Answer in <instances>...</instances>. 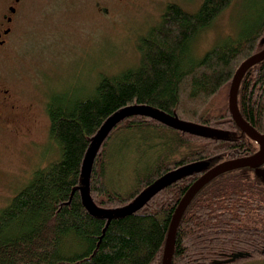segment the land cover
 Returning <instances> with one entry per match:
<instances>
[{
  "label": "trees",
  "instance_id": "trees-1",
  "mask_svg": "<svg viewBox=\"0 0 264 264\" xmlns=\"http://www.w3.org/2000/svg\"><path fill=\"white\" fill-rule=\"evenodd\" d=\"M231 2L204 0L197 12L168 3L161 20L140 38L139 64L118 73L98 72L87 93L51 94L46 103L49 134L59 155L37 168L0 209V264H162L175 209L204 170L167 185L133 213L108 216L92 214L83 204V162L106 120L131 105H149L231 136L241 133L229 109V88L241 62L264 47V1L253 24L245 22L236 38L219 42L200 59L193 57L190 45ZM238 106L263 133L264 59L242 78ZM248 144L197 135L145 115L126 116L96 152L90 194L99 207H123L168 171L194 161H208L211 167L252 152ZM127 158L136 163L125 164ZM116 169L121 170L116 174ZM115 174L123 175L121 182L112 179ZM263 185L264 178L240 168L204 185L180 220L171 264H216L236 252L251 254L227 264L261 258L264 213L256 211L264 210ZM236 202L243 206L238 213ZM247 202L254 203L250 214L243 209ZM249 215L258 217L256 225L263 229L252 227Z\"/></svg>",
  "mask_w": 264,
  "mask_h": 264
},
{
  "label": "rangeland",
  "instance_id": "rangeland-1",
  "mask_svg": "<svg viewBox=\"0 0 264 264\" xmlns=\"http://www.w3.org/2000/svg\"><path fill=\"white\" fill-rule=\"evenodd\" d=\"M203 1L125 0L109 16L95 12L92 0L21 1L13 30L0 51L2 78L22 109L16 122L0 124V209L30 182L37 168L59 155L49 134L46 103L51 94L87 93L98 72L118 73L139 64L140 38L161 20L168 3L197 12ZM263 1L232 0L191 40L193 57L200 59L219 42L239 36L245 22L253 24ZM119 142L115 141V148ZM132 161L127 158L125 164ZM116 174L112 179L121 182L123 175ZM238 264H264V259Z\"/></svg>",
  "mask_w": 264,
  "mask_h": 264
},
{
  "label": "water",
  "instance_id": "water-1",
  "mask_svg": "<svg viewBox=\"0 0 264 264\" xmlns=\"http://www.w3.org/2000/svg\"><path fill=\"white\" fill-rule=\"evenodd\" d=\"M263 59L264 48L243 60L233 75L229 90V109L232 114V117L244 132H246L252 138L260 142L261 148L259 151L250 156L221 161L208 169V161H194L188 164L180 165L168 171L164 175L160 176L157 180L150 184L137 197H135L125 206L115 209L102 208L95 203L90 194L88 177L93 165L96 152L101 142L109 134L111 129L126 116H130L133 114L145 115L158 119L159 121L174 128L185 130L197 135L228 138V131L183 120L178 118L177 116H173L161 109L149 105H131L122 108L121 110L117 111L114 115L109 117L103 124V126L100 128L98 133L93 138L92 144L89 147L83 162L82 173L84 178L83 185H81L80 188L82 191L83 204L88 209V211L92 214H103L108 216H112L115 214L124 215L128 213H133L140 209L143 205H145L152 198V196H154L158 191H160L167 185L175 182L176 180L184 176L191 175L193 172H200L201 170L206 169L187 189L180 202L178 203L175 212L172 216L165 240L164 253L162 257V264H171L177 228L186 208L188 207L192 199L195 197V195L198 193V191L213 178L225 171L246 165L258 167L261 163L264 162V134L256 130L244 119L238 106V91L240 82L244 74L251 66L262 61ZM257 172L264 177V168L258 167ZM245 254V252H236L228 258L215 260V263L222 264L232 262L235 261L237 258L244 257Z\"/></svg>",
  "mask_w": 264,
  "mask_h": 264
},
{
  "label": "flooded vegetation",
  "instance_id": "flooded-vegetation-1",
  "mask_svg": "<svg viewBox=\"0 0 264 264\" xmlns=\"http://www.w3.org/2000/svg\"><path fill=\"white\" fill-rule=\"evenodd\" d=\"M21 1L22 0H4L3 2L4 9H3V12L0 13V17H1L0 19V51L3 45L7 42L5 37L7 36L8 33H10L13 30L14 20L20 9ZM124 1L125 0H92V8L95 9V12L99 13L100 15L109 16L113 14L114 8L118 7ZM2 77L3 75L0 72V124L5 125V124H8L9 122L10 123L16 122L17 117L19 116L18 113L22 112V109L19 105L17 98L15 97L13 90L11 89V87L7 85V83L3 80ZM229 134H228V139H231V140L237 139V140L247 141L249 143L247 147L250 150L253 148L252 152H248L245 155L237 156L231 159L244 157V156H250L256 153L257 151H259L261 148L260 142L252 138L251 136H249L242 129H241V133H234V135L232 136ZM258 167L264 168V162L261 163ZM258 167H254L252 165H246V166H242L238 168H240L242 172H244L247 175L258 176L259 178L263 179L264 177L257 172ZM261 188H264V185L261 186ZM236 204L238 206L235 207V213H238L240 208L243 206L240 202H236ZM253 205L254 203L247 202L246 207L243 209L246 211V213L248 212L250 214V212L253 211ZM256 206L257 207L255 210L260 208L259 204H257ZM256 213L262 214L264 213V210L263 209L257 210ZM247 219H249L251 224L254 225L252 227H259L260 229H263V226L261 227V226L256 225L258 217H251V215H249V218ZM259 246L261 248L260 251L264 253V243H260ZM259 259H264V255Z\"/></svg>",
  "mask_w": 264,
  "mask_h": 264
},
{
  "label": "bare ground",
  "instance_id": "bare-ground-1",
  "mask_svg": "<svg viewBox=\"0 0 264 264\" xmlns=\"http://www.w3.org/2000/svg\"><path fill=\"white\" fill-rule=\"evenodd\" d=\"M245 75V74H244ZM244 77V76H243ZM242 81V80H241ZM240 84H241V82H240ZM257 130V129H256ZM259 131V130H258ZM260 132V131H259ZM262 133V132H261ZM90 147V146H89ZM88 149V148H87ZM215 179V178H214ZM209 183V182H208ZM120 191V190H119ZM118 191V192H119ZM200 191V190H199ZM135 198V197H134ZM129 201H131V199L129 200Z\"/></svg>",
  "mask_w": 264,
  "mask_h": 264
}]
</instances>
